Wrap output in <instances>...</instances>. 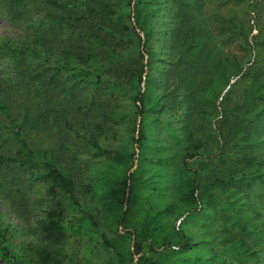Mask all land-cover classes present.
I'll return each mask as SVG.
<instances>
[{"label": "trees", "instance_id": "trees-1", "mask_svg": "<svg viewBox=\"0 0 264 264\" xmlns=\"http://www.w3.org/2000/svg\"><path fill=\"white\" fill-rule=\"evenodd\" d=\"M76 1L86 17L125 15L103 1ZM121 1L129 8L126 15L133 18L131 26L122 27L136 42L133 59L116 50L121 47L119 38L111 47L95 34L109 60L99 62L93 54L81 61L56 57L49 68L53 85L59 84L61 70H67L70 91L92 90L86 104L101 106L106 103L102 94L109 100V93L115 92L116 98L119 94L134 107L121 113L106 110L102 121L83 138L92 160L113 155L119 166L104 169L89 164L79 190L53 152L31 147L21 137V126L10 120L20 145L14 155L0 154V167L22 169L46 184L57 207L45 212L41 224L56 243L76 236L82 247L87 239L104 248L103 253L91 250L87 256L82 248L73 253L71 263L69 259L62 264H231L216 251H225L235 241L244 247L239 228L264 233V186L256 192L264 181V0ZM213 1L218 2L215 13L208 9ZM244 1L248 18L238 19L233 5ZM167 2L170 19L162 32L165 56L151 45L155 38L151 20ZM49 3L71 8L69 3ZM82 19L85 16L78 13L72 19L56 16L52 26L59 35L70 20ZM254 29L257 33L252 34ZM233 43L243 50L242 56L223 52L222 46ZM6 50L15 64L26 67L39 53L14 45ZM108 64L118 65L115 79L96 71ZM125 85L129 90H124ZM0 111L6 112L1 101ZM103 121L126 124L130 150L101 145ZM66 128L73 130L70 124ZM204 174L209 175L206 181ZM208 195L211 201L206 200ZM238 201L243 212L245 207L260 211L252 217L237 213ZM200 216L205 221L197 227L204 226L207 238H195L192 221ZM244 217H251L252 225L243 223ZM14 238V225L0 218V264H43L50 258L46 247L17 244ZM54 252L63 257L61 250ZM243 253L237 255L239 263Z\"/></svg>", "mask_w": 264, "mask_h": 264}, {"label": "rangeland", "instance_id": "rangeland-1", "mask_svg": "<svg viewBox=\"0 0 264 264\" xmlns=\"http://www.w3.org/2000/svg\"><path fill=\"white\" fill-rule=\"evenodd\" d=\"M49 1L51 0H18L17 2L0 0V101L6 108V112L0 111V154L14 155L19 149L20 144L12 135L14 127L10 122V120H15L21 126V137L31 147L53 152L59 164L76 180L80 190L86 181L85 170L89 164L104 169L119 166L117 158L113 155L92 160L87 154L83 138L87 136L96 122L102 121L106 110L114 109V112L121 113L123 109L133 110L134 107L125 97L117 94L116 98L115 92L112 95L109 89L104 88H102L104 92L109 93V100L108 95L104 93L101 101H106V103L101 106H98L97 102L86 104L88 103L87 96L92 95V90L70 91L69 80L72 78H68L70 72L67 70H61L59 84L53 85V82L49 80L51 72L49 68L54 64L56 57L67 62L73 59L81 61L87 54H93L99 62L109 60L106 47L99 44L95 34L102 36L111 47H113V42L119 38L121 47L116 50L125 54V59H133L136 54V42L128 37L126 31L122 30L124 25L133 24V18L126 15L129 8L121 0H87L90 4L93 2L101 4L103 1L104 4H108L109 9L125 14L114 16L98 14L91 17H86L87 13L81 5L79 6L81 9L78 10L79 3L76 0H54L62 4L69 3L71 8L68 9L52 6ZM215 2L217 1H213L211 7L208 8L214 11L213 13H215L213 10L216 6ZM236 4L235 2L233 6L237 18H248L245 14L249 10L246 1ZM169 6L167 2L165 7L160 9L151 20L155 34L151 45L165 56L167 48L166 42L162 40V32L169 24ZM77 13L79 16H85L86 19L70 20L71 25L60 30L57 35L55 26H52L53 19L61 15L72 19ZM250 15L253 17L252 11ZM243 21L245 24L246 21ZM255 33L257 30L254 29L252 34ZM234 44L221 48L225 53L242 56L243 50L233 47ZM7 45L23 49L30 48V50L37 49L39 53H34L35 58L31 66L17 65L10 58L6 50ZM66 49L71 51L66 54ZM70 56H72L71 59ZM82 65L87 67L88 63H82ZM117 67L118 65L108 64L103 68H96V71L104 78L115 79ZM124 90H129L127 85L124 86ZM80 106H82L81 109ZM135 118L136 122L140 120L138 116ZM103 123L105 124L104 132L98 136L101 145L114 151L130 150L131 135L130 131L125 128L126 124L105 121ZM66 124H70L73 130L67 129ZM208 178L209 175L204 174V181ZM263 186L264 181L258 184L256 192ZM233 191H237V188H233ZM211 199V195L206 198L207 201ZM82 200L84 198L80 197V201ZM16 206L18 210L14 209ZM242 206L238 201L234 210L245 215L251 213V217L256 210L260 211L256 207L253 210L245 207V213L241 209ZM56 207V202L47 194L46 184L43 181L33 180L22 169L11 170L6 166L0 167V218L14 225V240L17 244L31 243L46 247L50 251V258L43 264H62L69 259L71 263L73 253L75 254L82 248H85L83 250L85 256L91 250L96 254L104 252V248L93 240L86 239L87 243L82 247L83 242L76 236L62 239L61 244L56 243L53 233L41 224L45 212L49 209L54 210ZM251 217H244L243 223L252 225ZM204 219V216H200L192 221L196 229L195 238L208 237L207 233H202L204 226L197 227L205 221ZM251 230L252 228H239L238 235L244 241V247H240L235 241L237 247L232 244L223 252L216 251L217 256H226L231 264H264V233L256 230L250 233ZM54 250H61L63 257H60ZM242 250H244L243 259L239 263L237 255Z\"/></svg>", "mask_w": 264, "mask_h": 264}]
</instances>
